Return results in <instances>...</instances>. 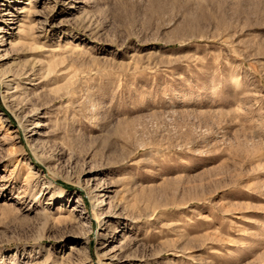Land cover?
Instances as JSON below:
<instances>
[{
	"label": "rangeland",
	"instance_id": "374dc122",
	"mask_svg": "<svg viewBox=\"0 0 264 264\" xmlns=\"http://www.w3.org/2000/svg\"><path fill=\"white\" fill-rule=\"evenodd\" d=\"M124 236L123 264H264V0H0V264Z\"/></svg>",
	"mask_w": 264,
	"mask_h": 264
},
{
	"label": "bare ground",
	"instance_id": "6f19581e",
	"mask_svg": "<svg viewBox=\"0 0 264 264\" xmlns=\"http://www.w3.org/2000/svg\"><path fill=\"white\" fill-rule=\"evenodd\" d=\"M32 0H24V3H27L29 4ZM24 8V7H23ZM25 13V12H29V10H25L22 9L20 11V13ZM5 55V54H4ZM3 55V56H4ZM8 78V77H7ZM17 79V77H11L10 79H8V81L6 80L5 82H11L13 80ZM106 190L105 188L101 187V186H96L95 188H93L90 192H89V195L91 198H94L95 199V203L92 205V211L93 210H100L101 206L104 205V198L107 197L106 196ZM93 219V215L91 217ZM107 229V228H106ZM107 233H103V232H100L98 234V237L99 236H102L103 235V238L102 240H104L103 242H105L108 238V236H106ZM108 235V234H107ZM128 238L126 236H124L123 240L121 241L122 245H116L114 247H112L110 249V251L104 255V260L107 262V264H123L126 259L128 258V255L125 253L126 252V248H127V244H128ZM120 243V244H121ZM77 249L72 246L70 251H76Z\"/></svg>",
	"mask_w": 264,
	"mask_h": 264
}]
</instances>
